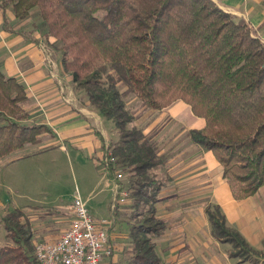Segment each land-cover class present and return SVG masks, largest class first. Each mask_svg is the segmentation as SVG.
<instances>
[{
  "label": "trees",
  "instance_id": "obj_1",
  "mask_svg": "<svg viewBox=\"0 0 264 264\" xmlns=\"http://www.w3.org/2000/svg\"><path fill=\"white\" fill-rule=\"evenodd\" d=\"M2 2L11 4L19 20L36 13L38 27L60 43L63 69L88 104L114 122L118 139L109 146L115 162L105 173L113 179L114 171L123 169L136 204L155 201L160 181L150 170L165 164V157L158 154L155 132L127 128L135 113L125 108L128 94L143 109L161 110L182 100L204 118L202 129L190 131L191 139L212 151L234 199L253 195L264 184V42L245 20L213 0ZM26 100L24 86L0 68V160L51 132L43 123L20 121L27 116ZM205 212L212 235L231 244L229 257L264 264L217 205ZM1 221L14 245L0 247V264H38L24 211L7 212ZM163 226L154 205L148 207L131 232L134 253L128 264H165L153 241Z\"/></svg>",
  "mask_w": 264,
  "mask_h": 264
},
{
  "label": "crops",
  "instance_id": "obj_2",
  "mask_svg": "<svg viewBox=\"0 0 264 264\" xmlns=\"http://www.w3.org/2000/svg\"><path fill=\"white\" fill-rule=\"evenodd\" d=\"M2 1L0 0V68L6 76L15 77L24 86L27 100L22 108L28 113L27 119L31 121L33 116V123L45 124L55 135V138L46 143L45 148L27 155L35 156L56 147L67 150L70 145L73 151L82 154L87 161L94 162L92 164L97 168L98 179L105 185L104 189L110 191V203L114 197V180L97 166V160L102 157L104 146L118 139L113 121L88 104L84 92L73 81L71 73L63 69L60 60L45 62L37 47V42L42 39L37 16L32 12L28 18L19 20L15 17L11 4L3 6ZM213 1L224 11L245 20L255 35L264 42L262 0ZM47 40L52 43L54 38L48 36ZM55 52L57 53L56 50ZM148 114L150 116L147 117ZM137 119L144 134L156 133L158 154L165 157L162 174L156 178L160 181V186L154 202L156 217L164 221L162 231L153 237L154 249L161 262L253 264L249 260L238 262L229 257L231 244L221 242L212 235L205 208L217 205L224 214L227 225L237 230L255 251L260 252L264 250V184L253 195L239 200L233 198L222 174L221 164L211 150L192 141L189 134L191 130L204 127V118L194 115L190 106L182 100H176L161 110H144ZM27 155L14 153L4 159L1 165L4 167L0 172L16 165ZM8 185V178L0 181V187ZM79 195L81 196L80 192ZM88 196H81L87 206L89 200L97 195L91 190ZM109 203L108 217L114 218L110 238L115 247V258L121 261L122 247L125 242L129 244L131 238L125 241L123 232L119 231L120 216L110 211ZM31 206L33 204L0 199L3 214L22 209L29 217L26 209ZM88 208L92 213L90 206ZM56 237L57 235L44 238L53 240ZM259 260L264 261V258L259 256Z\"/></svg>",
  "mask_w": 264,
  "mask_h": 264
},
{
  "label": "rangeland",
  "instance_id": "obj_3",
  "mask_svg": "<svg viewBox=\"0 0 264 264\" xmlns=\"http://www.w3.org/2000/svg\"><path fill=\"white\" fill-rule=\"evenodd\" d=\"M33 13L36 15L35 12ZM41 32L42 39L37 42L40 55L44 57L45 62L53 63L57 60H60L61 62V52L58 49L60 43L52 36L50 37L54 38V41L52 43L49 42V40H47V34L43 31ZM119 89L122 91L124 87L119 86ZM123 100L125 108L135 110L132 119L126 124L127 128H139V121H137V117H139L142 111L148 109L139 107V101L132 94L125 95ZM24 102H22V107ZM150 113V115H152V112ZM26 114L28 116V113ZM150 115L148 114L147 117ZM27 116L25 119L20 121L28 124L33 123V116L31 121L27 119ZM113 126L114 129L117 130L114 122ZM40 137L41 141L39 143L35 145H26L23 149L16 152L17 155H32L36 151L45 148L46 143L50 139L55 138V135L51 131L43 133ZM9 157H11V155L7 158ZM85 159L86 158L82 156V154L77 151H73V148L69 145L67 146V150L56 147L35 156L27 155L25 159L17 162L16 165L11 167L9 166L0 172V181L4 178H8L9 184L7 187H0V199L2 198L3 200L6 198L12 203L14 201H19L20 204L22 202L33 204V206L26 209V213L29 215V217H26L31 228L30 232L33 256L34 243L36 241L49 240L44 238L45 236L53 237L54 235H57L56 238H58L59 235H61V233L69 226L72 216L69 207L76 189L79 190L83 198L89 197L88 193L91 190L95 195H97L96 198H91L88 202V206H90L92 213L97 216L108 217L110 215L108 209V203L111 199L110 191L104 189L105 185L98 179L99 173L96 171L97 168L92 164L94 162L92 160L90 162ZM97 161V166L105 173L104 167L100 163L101 158H98ZM3 162L4 160H0V170L4 167L1 166ZM162 169L163 165H159L151 169L150 172L152 179H158L162 174ZM117 170L122 171L123 175L120 184L123 187L120 190L128 193V200L114 214H118L120 216L118 224L120 229L119 231L123 232L125 241H127V238H131L132 240L131 232L133 229V233L135 232V227L138 225L139 221L142 220L143 214L147 213L148 207L154 205L155 201L152 202L150 199H147L144 200L146 202L143 201L136 204L130 196L132 188H130L127 184L126 172L123 169ZM147 191L152 192V189L148 188ZM144 198L146 197H143V199ZM3 215L4 214L0 210V247L12 246L14 243L10 237L7 236V232L1 221V217ZM131 240L129 244L125 242L122 247V255L120 256L121 264H128L133 256L134 251L132 244H130L132 243ZM258 256L264 258V250L258 252Z\"/></svg>",
  "mask_w": 264,
  "mask_h": 264
},
{
  "label": "built area",
  "instance_id": "obj_4",
  "mask_svg": "<svg viewBox=\"0 0 264 264\" xmlns=\"http://www.w3.org/2000/svg\"><path fill=\"white\" fill-rule=\"evenodd\" d=\"M115 157L109 145L103 148L101 162L107 171ZM122 171H114V197L110 211L114 214L126 203L128 193L122 189ZM69 226L55 240L34 243V256L38 264H121L115 258V247L110 238L114 218L96 217L76 190L70 204Z\"/></svg>",
  "mask_w": 264,
  "mask_h": 264
}]
</instances>
